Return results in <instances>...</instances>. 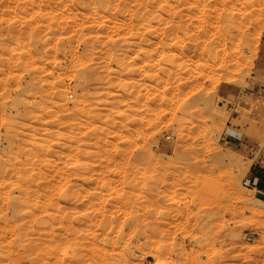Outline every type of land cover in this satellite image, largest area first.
Masks as SVG:
<instances>
[{
  "label": "rangeland",
  "instance_id": "1",
  "mask_svg": "<svg viewBox=\"0 0 264 264\" xmlns=\"http://www.w3.org/2000/svg\"><path fill=\"white\" fill-rule=\"evenodd\" d=\"M95 1L0 0V264H264V0Z\"/></svg>",
  "mask_w": 264,
  "mask_h": 264
},
{
  "label": "bare ground",
  "instance_id": "2",
  "mask_svg": "<svg viewBox=\"0 0 264 264\" xmlns=\"http://www.w3.org/2000/svg\"><path fill=\"white\" fill-rule=\"evenodd\" d=\"M95 1V0H94ZM99 1V0H98ZM101 1H104V0H101ZM230 1V0H229ZM96 2V1H95ZM104 2H106L107 3V5L108 4H112V3H114V1H112V0H105ZM103 2V3H104ZM139 2V1H138ZM99 3H101V2H99ZM98 3V4H99ZM82 4V3H81ZM96 4H97V2H96ZM118 4V3H117ZM147 4V3H146ZM101 5V4H100ZM103 5H105V3L103 4ZM103 5H101V6H103ZM110 7H111V5H110ZM131 8V7H130ZM136 8V7H135ZM129 9V8H128ZM112 13V12H111ZM142 13V12H141ZM101 16H102V14H101ZM145 17V16H144ZM132 18V17H131ZM95 19V18H94ZM147 19V18H146ZM101 20V19H100ZM144 20V19H143ZM99 23V22H98ZM98 23H97V25H98ZM101 24V23H100ZM127 24V23H126ZM122 25V24H121ZM123 26V25H122ZM125 27V26H124ZM108 28V27H107ZM138 30V29H137ZM105 31V30H104ZM8 32V31H7ZM113 32H115V31H113ZM100 33V32H99ZM144 33V32H143ZM26 34V33H25ZM102 34V33H101ZM97 37V36H96ZM7 39V38H6ZM97 41V40H96ZM95 42V41H94ZM116 45V44H115ZM114 45V46H115ZM170 45V44H169ZM118 46V45H117ZM62 48V47H61ZM58 49H59V47H58ZM118 49V48H117ZM60 50H62V49H60ZM60 50H58V51H60ZM119 50V49H118ZM120 50H121V48H120ZM38 52V51H37ZM31 54V53H30ZM31 57V56H30ZM2 58V57H1ZM31 58H33V57H31ZM31 76V75H30ZM6 83V82H5ZM3 85V84H2ZM30 85V84H29ZM31 87V86H30ZM28 91V90H27ZM25 94H27V93H25ZM30 94V93H29ZM26 98V97H25ZM41 107V106H40ZM2 117H3V115H2ZM7 120V119H6ZM60 136V135H59ZM9 137H10V135H9ZM34 137V136H33ZM57 137V136H56ZM15 138V137H14ZM61 138V137H60ZM37 141V140H36ZM11 142V141H10ZM58 144H59V142H58ZM10 145V144H9ZM49 149H52V148H49ZM43 159V158H42ZM9 162V161H8ZM29 164H31V161H30V163ZM4 165V164H3ZM26 166H27V164H26ZM33 167V166H32ZM5 168V167H4ZM21 176V175H20ZM10 178V177H9ZM6 181H7V179H6ZM76 250V249H75ZM75 250H71L70 251V249H69V251L68 252H66V253H64V255H63V261L64 262H69L70 260H72L73 258H75V256L77 255V252L75 251ZM77 257V256H76ZM165 261V260H164ZM47 263H49V262H47ZM159 264H165L164 262L163 263H159Z\"/></svg>",
  "mask_w": 264,
  "mask_h": 264
},
{
  "label": "crops",
  "instance_id": "3",
  "mask_svg": "<svg viewBox=\"0 0 264 264\" xmlns=\"http://www.w3.org/2000/svg\"><path fill=\"white\" fill-rule=\"evenodd\" d=\"M249 182L253 185V187H255V189L259 188V183L262 182L259 174L257 173H252L249 175Z\"/></svg>",
  "mask_w": 264,
  "mask_h": 264
}]
</instances>
